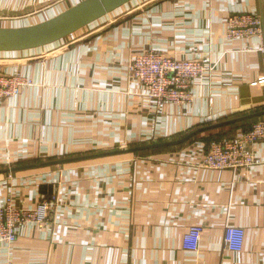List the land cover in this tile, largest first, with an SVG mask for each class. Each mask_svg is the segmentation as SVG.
I'll use <instances>...</instances> for the list:
<instances>
[{"label":"crops","instance_id":"0c3cea01","mask_svg":"<svg viewBox=\"0 0 264 264\" xmlns=\"http://www.w3.org/2000/svg\"><path fill=\"white\" fill-rule=\"evenodd\" d=\"M82 1L0 0V29ZM236 14L258 16L264 30V0H134L44 49L0 53V75L34 83L0 103V207L58 200L50 225L0 245V264H264V141L252 148L256 167H200L212 138L240 137L258 118L127 152L264 112V84L254 85L264 34L229 41ZM149 51L204 65L193 104H158L129 76L130 59ZM86 156L98 158L41 167ZM193 226L203 227L198 252L184 246ZM227 227L244 230L240 252L224 249Z\"/></svg>","mask_w":264,"mask_h":264},{"label":"built area","instance_id":"2783aa9c","mask_svg":"<svg viewBox=\"0 0 264 264\" xmlns=\"http://www.w3.org/2000/svg\"><path fill=\"white\" fill-rule=\"evenodd\" d=\"M226 37L229 41L238 39L262 40L264 30L258 16L250 14L231 15L228 19ZM263 52L264 48L259 49ZM206 68L200 61L178 60L170 55L149 51L134 55L128 65L129 76L139 81L146 96L158 104L170 103L177 106L193 104V83L200 79ZM257 84H264V76ZM34 85L30 78L19 74L0 75V103L22 95ZM264 141V118L255 120L248 131L230 140L211 141L200 167L213 171H240L261 164L252 152L254 145ZM57 197L41 201L36 207L25 208L14 204L13 199L0 207V245L13 244L18 239L21 227L33 225L43 229L53 220ZM203 227L193 226L184 238L185 249L198 252ZM243 229L227 227L224 236V249L240 252L244 242Z\"/></svg>","mask_w":264,"mask_h":264},{"label":"water","instance_id":"95a60500","mask_svg":"<svg viewBox=\"0 0 264 264\" xmlns=\"http://www.w3.org/2000/svg\"><path fill=\"white\" fill-rule=\"evenodd\" d=\"M132 1L134 0H84L64 13L40 24L23 28L0 29V53H19L36 49H44L103 19L107 15ZM263 116L264 112L257 113L241 119L201 129L180 141L148 145L131 149L127 152L137 154L140 152L180 145L186 143L188 140L200 133L257 119ZM106 155L108 154L100 155L99 157ZM94 158H98V156H86L62 161H53L44 163L41 167L61 166L64 164ZM32 168H35V166L18 168L14 169V171H23Z\"/></svg>","mask_w":264,"mask_h":264},{"label":"trees","instance_id":"16d2710c","mask_svg":"<svg viewBox=\"0 0 264 264\" xmlns=\"http://www.w3.org/2000/svg\"><path fill=\"white\" fill-rule=\"evenodd\" d=\"M249 129H247L246 131H248ZM245 131V132H246ZM233 138H235V137H229V138H223V137H219V136H217V137H215L214 139L212 138V141H214V140H216V141H223V140H230V139H233Z\"/></svg>","mask_w":264,"mask_h":264},{"label":"rangeland","instance_id":"374dc122","mask_svg":"<svg viewBox=\"0 0 264 264\" xmlns=\"http://www.w3.org/2000/svg\"><path fill=\"white\" fill-rule=\"evenodd\" d=\"M251 126V125H250Z\"/></svg>","mask_w":264,"mask_h":264}]
</instances>
